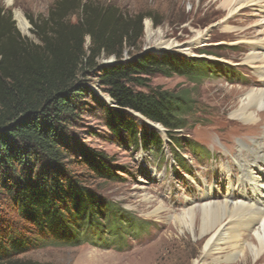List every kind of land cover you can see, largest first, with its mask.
I'll return each mask as SVG.
<instances>
[{
	"label": "trees",
	"instance_id": "1",
	"mask_svg": "<svg viewBox=\"0 0 264 264\" xmlns=\"http://www.w3.org/2000/svg\"><path fill=\"white\" fill-rule=\"evenodd\" d=\"M119 11L83 0H58L47 17L29 18L39 39L35 42L22 35L12 10L0 7V199L31 225L22 232L11 228L8 248L0 241L2 260L39 243L76 245L84 237L103 235L105 227H117L115 207L90 186L92 176L71 169L79 163L99 178L115 176L112 164L99 152L80 145L83 159L72 157L77 141L71 130L91 106L88 97L104 110L119 140L127 137L139 146L160 147L163 137L150 121L161 124L181 146L171 133L185 126L192 107L189 92L136 87H150L149 77L157 73L185 75L197 82L218 63L178 52L142 51L143 17L134 20ZM101 56H115V61L101 63ZM92 75L115 106L92 90Z\"/></svg>",
	"mask_w": 264,
	"mask_h": 264
},
{
	"label": "rangeland",
	"instance_id": "2",
	"mask_svg": "<svg viewBox=\"0 0 264 264\" xmlns=\"http://www.w3.org/2000/svg\"><path fill=\"white\" fill-rule=\"evenodd\" d=\"M56 1L0 0V7L12 10L22 35L39 42L31 31L33 25L29 18L47 17ZM83 2L102 8H117L126 18L134 20L142 16L143 35L139 39L142 51L178 52L187 57L216 62L217 68L209 70L197 82L185 75L166 76L157 73L149 77L150 87H136L147 91L159 86L189 92L192 107L186 114L185 126L171 133L174 138H179L182 147L169 138L161 124L150 121L148 123L163 137L160 147H145L141 143L139 146L127 137L119 140L107 125L104 110L88 97L91 106L83 111L77 125L71 130L77 141L73 144L72 157L83 159V153L78 148L80 145L93 153L99 152L108 158L115 176L99 178L86 165L79 163H74L71 169L73 172H88L92 176L88 180L90 186L115 207L113 211L118 221L117 227L114 231H108L105 227V233L101 236H82L84 239L76 245L39 243L26 253L8 258L5 255L0 262L6 264L9 260H32L43 264H196L204 254L210 236L203 235L197 224L192 231L190 226L176 222L172 217L181 213L185 204L195 196L205 194L207 189H212L218 193L220 200H224L228 193V184L224 181L237 171L234 155L239 150L247 149L244 145L256 140L263 132L264 112L259 114L253 124L233 114L239 109L242 96L250 89H257L263 82L256 72L257 67L245 61L250 47L248 42L241 41L242 30L252 32L261 29L257 22L259 17L252 8H244L231 18L232 29L225 30L218 22L226 16V12L221 10V3L215 0ZM18 13H22L30 24L27 34L20 27ZM72 21H76V17ZM148 26L152 28V37L149 36ZM199 30H204L206 36L203 44H198L191 53L182 50L180 44L191 40ZM166 41H175L177 45L168 46ZM89 42L90 38L87 37V45ZM129 57L130 49H126L125 58ZM99 61L113 62L115 56H101ZM88 82L98 96L115 106L96 76H90ZM137 118L140 123L144 121L141 117ZM145 196L155 202L149 203ZM160 205L164 208L155 216L153 212ZM111 222L106 218L107 225ZM13 227L22 232L23 228L30 230L31 225L23 221L10 203L0 199V241L7 248L6 236ZM243 230L246 231L245 228ZM230 253L225 248L222 253L209 256L202 264H254L252 260L242 262V254L227 260Z\"/></svg>",
	"mask_w": 264,
	"mask_h": 264
},
{
	"label": "bare ground",
	"instance_id": "3",
	"mask_svg": "<svg viewBox=\"0 0 264 264\" xmlns=\"http://www.w3.org/2000/svg\"><path fill=\"white\" fill-rule=\"evenodd\" d=\"M215 1L220 2L221 10L226 12V16L218 22L225 30L232 29L231 18L244 8H252L259 17L257 22L261 29L252 32L242 30L241 41L248 42L250 47L245 61L257 67L256 72L263 82L257 89H250L242 96L239 109L233 113L235 117L253 124L258 120L259 114L264 112V0ZM17 17L22 31L29 33L30 24L26 17L22 13H18ZM148 30L152 37L150 26ZM204 36V30L197 31L191 40L180 44L182 50L193 52L198 44L205 41ZM166 42L168 46L177 45L175 41ZM244 146L247 149L236 151L233 157L237 171L224 181L228 184V193L224 200H220L218 193L212 189H207L205 194L195 196L185 204L186 207L181 213L172 217L176 222L190 226L192 231L197 224L203 235L210 236L205 244L204 254L196 264H202L213 254L222 253L225 248L231 251L227 260L242 254V262L252 260L254 264H264V129L256 140ZM145 200L152 204L155 202L149 196H145ZM163 208V205L157 207L153 212L155 216Z\"/></svg>",
	"mask_w": 264,
	"mask_h": 264
},
{
	"label": "water",
	"instance_id": "4",
	"mask_svg": "<svg viewBox=\"0 0 264 264\" xmlns=\"http://www.w3.org/2000/svg\"><path fill=\"white\" fill-rule=\"evenodd\" d=\"M146 122H148V121H146ZM154 124V123H153Z\"/></svg>",
	"mask_w": 264,
	"mask_h": 264
}]
</instances>
